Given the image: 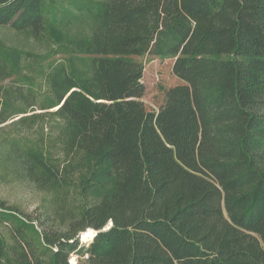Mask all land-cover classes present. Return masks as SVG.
I'll return each instance as SVG.
<instances>
[{"label": "trees", "instance_id": "1", "mask_svg": "<svg viewBox=\"0 0 264 264\" xmlns=\"http://www.w3.org/2000/svg\"><path fill=\"white\" fill-rule=\"evenodd\" d=\"M0 27L38 44L0 36V180L47 195L0 199V264H264V0H0ZM146 55L182 80L158 111Z\"/></svg>", "mask_w": 264, "mask_h": 264}, {"label": "rangeland", "instance_id": "2", "mask_svg": "<svg viewBox=\"0 0 264 264\" xmlns=\"http://www.w3.org/2000/svg\"><path fill=\"white\" fill-rule=\"evenodd\" d=\"M0 36L8 43L15 44L26 48H36L38 44L25 38L24 35L12 31L7 27H0ZM144 73L143 83L145 85V93L141 100L149 110L158 111L160 105L165 98L166 89L182 83L173 72V60L160 59L151 55L143 57ZM47 195L39 191L32 183L25 179L3 181L0 180V199H5L10 205L16 206L28 213H35L37 207L42 203ZM87 231V230H86ZM93 234H79L81 245H88L93 239ZM87 254L74 252L70 255V262L78 263L84 261Z\"/></svg>", "mask_w": 264, "mask_h": 264}, {"label": "bare ground", "instance_id": "3", "mask_svg": "<svg viewBox=\"0 0 264 264\" xmlns=\"http://www.w3.org/2000/svg\"><path fill=\"white\" fill-rule=\"evenodd\" d=\"M84 233H85V235H84L83 237H87L88 234L95 233V230H94V229H89V230L85 231ZM84 233H83V234H84Z\"/></svg>", "mask_w": 264, "mask_h": 264}]
</instances>
